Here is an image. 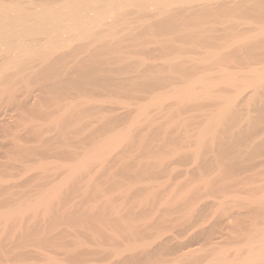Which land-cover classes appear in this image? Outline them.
<instances>
[{"label":"bare ground","instance_id":"6f19581e","mask_svg":"<svg viewBox=\"0 0 264 264\" xmlns=\"http://www.w3.org/2000/svg\"><path fill=\"white\" fill-rule=\"evenodd\" d=\"M238 60L246 65L231 69L224 64ZM74 73L78 80L70 77ZM222 86L232 91L217 89ZM34 91L54 97L52 106L40 113L47 117L43 124L23 111L22 103ZM69 91L78 97H70ZM79 91H90L91 101L83 95L81 99ZM92 91L151 93L149 106H159L169 96L182 104L205 98L217 104L209 103L207 110L208 104L192 105V110L202 111L203 123L196 133L182 131L193 137L188 146L161 141L160 150L150 145L153 150L140 153L149 134L142 129L136 133L139 126H133L143 125L145 115L146 121L158 120L147 114L148 106L133 110L131 125L124 122L126 130L118 129L116 122L129 120L131 113L120 114L132 109V95H118L116 107L110 99L112 108L99 110L97 104L110 100H100ZM94 100L99 103L89 107ZM84 104L92 111L82 114ZM253 107L257 115L264 113V0H0V146L10 145L7 158L23 156L0 162V264H264V117L259 122L253 112L254 118ZM107 116L114 127L100 138L91 126L110 123ZM7 117L15 120L14 127ZM194 117L192 113L185 122ZM87 131L90 135L81 144L90 139L92 148L72 150L71 135ZM137 136L143 145L139 148L132 142ZM30 139L41 143L37 149L54 141L67 143L73 160H80L65 167L62 178L52 176L48 163L40 162L39 180L36 185L27 181L34 188L25 194L20 187L26 181L20 184L16 175L36 169L27 163L35 151ZM118 145L126 147L114 154ZM220 155L233 167L232 186L228 179L233 191L228 195L226 184L225 195L217 191L223 196L208 190L212 175L224 166ZM130 167L135 174L153 173L144 181L138 175L141 181L133 180L126 189L121 185L127 180L115 186L118 195L103 188L100 171L105 168L112 177L121 168L132 172ZM178 170L201 177L182 191L178 182L162 188L166 184L160 178L165 174L170 179ZM2 171L10 172V178ZM252 181L261 191L254 192L258 187ZM249 183L254 189L247 191ZM235 210L252 215L254 228L230 247L227 242L233 237L225 235L223 220L231 224Z\"/></svg>","mask_w":264,"mask_h":264},{"label":"rangeland","instance_id":"374dc122","mask_svg":"<svg viewBox=\"0 0 264 264\" xmlns=\"http://www.w3.org/2000/svg\"><path fill=\"white\" fill-rule=\"evenodd\" d=\"M246 65L245 64V62L244 61H242V62H240V60H238V62L237 61H234V62H232V61H229V62H225L224 64H226L227 66H229V67H231V69H233V67H235V66H238V65ZM211 64V63H210ZM238 64V65H237ZM232 65V66H231ZM261 66V65H260ZM73 75H75V76H73ZM77 75L78 74H71V76L70 77H74L75 78V80H78V77H77ZM76 77H77V79H76ZM73 78V79H74ZM72 79V78H71ZM174 82H178V81H180V79H175V80H173ZM70 86H71V84H69ZM70 86H67V87H69V90H70ZM90 86V85H89ZM213 89H215L216 90V88H213ZM218 90H222V89H224L225 91H227V89H228V91L229 92H231L230 91V89L229 88H226V87H219V88H217ZM223 90V91H224ZM217 91V90H216ZM70 92V91H69ZM73 92V93H72ZM72 92H70V94H69V96L71 97H74V96H76V97H78L76 94H75V91H72ZM80 92V94L81 95H79V97L81 96V99H83L82 98V95H83V97L87 100V101H91V96L89 95L88 96V94L87 93H90V91H79ZM86 92V93H85ZM104 92H106V93H103V91H92L91 93H93V94H95V96L96 97H98L100 100H101V98H105V100L107 101V100H110V99H113V102H112V100H110V101H107V102H105V103H103V104H100L99 103V101L97 100V102L99 103V104H97V102L94 100V102H92V104H90V102L88 103L89 104V107H93L94 108V106L97 104V106L99 107V110H103L102 108H104V109H106V108H112V107H110V106H112L111 104L112 103H114V107H116L117 106V104L115 103V101L116 100H119L118 99V95H120V97H124V98H128V97H131V95H132V97L131 98H133L134 100H133V102L130 104V108H132L131 110H132V112H131V110H129V112L127 111V113L126 112H124V113H121L120 115L122 116H124V114H128V113H131V114H129L130 115V117H129V115H127L128 116V118H129V120H127V118H126V120H123L122 122H114L113 120H112V117L111 116H109L111 119H109V117L106 119V120H110V123H106L105 121L104 122H102V121H99V122H94L93 123V125L91 126V127H93L94 128V130H96L97 129V133L99 132L100 134H98L99 135V137L100 138H102V137H104L105 135L107 136L109 133L108 132H110V129L112 128V127H114V124H113V122L115 123V126L118 124V129H122V130H126V128L125 127H123L124 126V122H125V126L126 127H128V126H130L131 125V120H130V118H132V119H134V117L135 116H132V115H136L135 114V112H133V110H136L140 105H143V104H146L148 107H147V111H148V113L147 114H150V116H152V117H155L156 119H158L157 120V122H153V121H146L145 119H146V117H148V115H145L144 116V118H143V116L141 117L142 119V124L143 125H141L140 126V124H136L135 126H133L134 127V129H136L138 126L140 127H138L137 128V130H135L136 131V133H138V132H141V129L145 132H147L148 134H149V136H146L147 138H148V142L146 141V146H143L142 144H141V142L139 141L140 140V138H138V136L136 137V140H134V141H132V142H135V143H133L134 145H136V143L138 144V145H136V146H138V148H139V143L143 146V147H141V149H140V153H141V151H148L149 149H152L153 150V148L151 147V146H154V148H156V147H158V148H156L157 149V151L158 150H160L161 149V147H163L164 145L165 146H174V144H175V146H177V147H181V146H188V144H190L189 142H191L192 141V139H193V137H192V139H190V138H188L187 136L188 135H183L182 133L184 132L183 130L184 129H190V131H192V133L191 134H193L194 132L196 133V132H198L199 130H198V128H199V126H200V124L202 125V123H203V119H201V117H200V113H202V111H196V110H192L193 109V107L195 106V105H197V104H200L201 103V105L202 104H208V108H207V106H205L206 108H204V109H209L210 108V105L211 104H209V103H212V104H217L216 102H213L214 100H210L209 101V99H208V101L207 100H205V99H202L203 101H201L200 99L199 100H192V102H189V103H185V104H182L180 101H176V98L174 97V96H169L168 98L166 97V99L164 98V100L161 102V100L159 101V104L160 105H162V106H160L159 104V106H157V105H152V104H150V106L148 105V103H149V100H150V95H151V93H147V92H145L143 95L141 94H139L140 92H136V94H135V91L134 92H131V91H126V93H125V91H121L120 93L118 92V91H115V93H114V91L112 92V91H104ZM111 92H112V95L113 94H115V95H113V97L112 98H110V96L109 95H111ZM117 92V93H116ZM157 92V91H156ZM165 93V92H174V91H159L158 93ZM46 93H47V95H46ZM85 93V94H84ZM119 93V94H118ZM122 93V94H121ZM138 93V94H137ZM39 94V95H38ZM51 94L52 93H50L49 94V92H40V91H34L33 93H31V95L24 101V105H23V103H22V106H23V108L25 107V110H23V111H25L26 113H28V114H26L27 115V117L29 116V118H36L35 120H36V122H39V120H41L40 121V123H45V122H47V121H44V119L46 118L47 119V117H42V115H40V113H41V111H44L45 109H49L52 105L51 104H53V99H54V97H52L51 96ZM72 94V95H71ZM74 94V95H73ZM109 94V95H108ZM35 95V96H34ZM41 95V96H40ZM53 95V94H52ZM98 95V96H97ZM111 95V96H112ZM117 95V96H116ZM122 95V96H121ZM109 96V97H108ZM127 96V97H126ZM136 98H135V97ZM36 97V98H35ZM47 97V99L46 100H44V98H46ZM117 99H116V98ZM49 98V99H48ZM90 98V99H89ZM109 98V99H108ZM29 99V100H28ZM35 101H34V100ZM41 99V100H40ZM50 99L52 100V101H50ZM89 99V100H88ZM136 99V100H135ZM37 100V101H36ZM93 100V99H92ZM34 101V102H33ZM41 101V102H40ZM43 101H45V102H47V103H44ZM201 101V102H200ZM26 102V103H25ZM52 102V103H51ZM96 102V103H95ZM112 102V103H111ZM151 102V101H150ZM31 103V104H30ZM33 103H35L34 105H33ZM40 103V104H39ZM50 103V104H49ZM162 103V104H161ZM43 104V105H42ZM47 104H49V105H47ZM88 104H86V106H85V104L83 105V108H82V114L84 113L83 112V110L84 109H86L87 110V112H91L92 110H89L90 108L89 107H87V105ZM93 104H95V105H93ZM176 104H178V105H176ZM31 105V106H30ZM90 105H93V106H90ZM110 105V106H109ZM128 105V103L127 104H125V106H127ZM187 105V106H186ZM192 105H194V106H192ZM35 106V107H34ZM44 106H46V108L43 110V108H44ZM48 106H49V108H48ZM96 106V107H97ZM100 106H101V108H100ZM121 106V105H120ZM176 106V107H175ZM192 106V107H191ZM26 107H27V109H26ZM39 107V108H38ZM98 107H97V109H98ZM175 107V108H174ZM183 107V108H182ZM256 107V106H255ZM255 107H253V110H252V112H251V115L254 117V118H259V119H257L258 121L260 120H262L263 119V117H264V113H259L258 115H257V113H258V110L257 109H255ZM42 108V110H40L39 111V109H41ZM88 108V109H87ZM159 108H162V109H159ZM33 109V110H32ZM35 109V110H34ZM96 109V110H97ZM168 109V110H167ZM203 109V108H202ZM255 109V110H254ZM27 110H28V112H27ZM89 110V111H88ZM165 110V111H164ZM182 110H183V112H182ZM190 110V111H189ZM198 110H201V109H198ZM162 111V112H161ZM173 111V112H172ZM30 112V113H29ZM32 112V113H31ZM86 112V111H85ZM103 112V111H102ZM118 112H120V111H118ZM166 112L167 113H169V116L166 114ZM189 112V113H188ZM196 112H199V118L197 117V114H196ZM254 112V113H253ZM108 112H106V114H107ZM133 113V114H132ZM161 113V114H160ZM193 113V115H195V117L193 118V119H188L186 122H185V120H186V118H188V117H190L191 116V114ZM229 113V112H228ZM254 115H256V116H254ZM30 114V115H29ZM36 114H37V116H38V114H39V116H38V118L36 117ZM42 114V113H41ZM86 115H87V113H85ZM90 114V113H89ZM105 114V113H104ZM159 114L160 115H163V116H159ZM164 114L167 116V118L169 119H167L166 118V116H164ZM174 114V115H173ZM190 116H189V115ZM261 114H263V115H261ZM103 115V114H102ZM107 115H110L109 113L107 114ZM112 115V114H111ZM32 116V117H31ZM40 116H41V118H40ZM106 116V115H105ZM121 116H119V117H121ZM132 116V117H131ZM173 118H172V117ZM261 116H262V118H261ZM8 118V117H7ZM5 119V121L8 123V124H10V123H13V125L12 124H10V126H12V127H14V122H15V120L13 119V118H8V119ZM40 118V119H39ZM176 118V119H175ZM178 118V119H177ZM12 121V122H10V120ZM14 121H13V120ZM38 119V120H37ZM88 119V118H87ZM86 119V120H87ZM90 119V118H89ZM88 119V120H89ZM93 120H96V118H92ZM114 119V118H113ZM122 119V118H121ZM171 119H175V120H178V121H176V123L174 122V124L175 125H173V127L172 126H170V120ZM8 120H9V122H8ZM42 120H43V122H42ZM144 120V121H143ZM194 120V121H193ZM256 120V121H257ZM112 121V122H111ZM165 121H167V122H169V124L167 123V122H165ZM255 121V122H256ZM257 121V122H258ZM259 121V122H260ZM144 122H146L145 124H144ZM153 122V123H152ZM105 123H106V125H105ZM111 124H113V125H111ZM121 124V125H120ZM104 125H105V127H104ZM146 125V126H145ZM137 126V127H136ZM144 126V127H143ZM153 127V128H151V127ZM193 126V127H192ZM111 127V128H110ZM136 127V128H135ZM170 127H172V128H170ZM123 128H125V129H123ZM145 128V129H144ZM169 128V129H168ZM181 128V129H180ZM90 129V128H89ZM101 129V130H100ZM133 129V130H134ZM139 129H140V131H139ZM159 129V130H158ZM171 129H173V130H171ZM90 130H92V129H90ZM109 130V131H108ZM197 130V131H196ZM104 131L106 132V133H104ZM167 131V132H166ZM172 131V132H171ZM183 131V132H182ZM167 135L166 137H164V133ZM177 132V133H176ZM181 132V133H180ZM0 133L1 134H3L2 133V131H0ZM82 133H84V134H82ZM82 133H80V137L78 136L77 137V135L74 137L73 135H71V137L68 139V140H70L69 142L71 143V141H72V143H75V144H71L72 145V147L71 148H73L72 150H74V149H77V150H80V151H83V148L84 149H87V147L88 148H92V146L90 147V145H92L91 143V140L89 139L87 142L85 141V142H83L82 141V143H84V144H81V140H83V139H86V137H88V135H90L89 133H90V131H87V134H86V132H82ZM103 133V134H102ZM108 133V134H107ZM163 133V134H162ZM180 133V134H179ZM111 134V133H110ZM155 134V135H154ZM169 134V135H168ZM84 135V136H83ZM103 135V136H102ZM33 136V135H32ZM70 136V135H69ZM154 136V137H153ZM173 136V137H172ZM181 136V137H180ZM184 136V137H183ZM192 136V135H191ZM31 137V136H30ZM73 137V139H71ZM157 137V138H156ZM169 137V138H168ZM25 140L26 139H29L28 137H27V135H25V137H23ZM75 138V139H74ZM153 138V139H152ZM163 138V139H162ZM166 138V139H165ZM182 138H183V141H182ZM186 138H188L189 139V141L188 140H185ZM80 140V142H78L77 143V141L78 140ZM138 139V140H137ZM159 139H160V141H159ZM165 139V140H164ZM167 139H169V140H167ZM177 139V140H176ZM194 139H196V138H194ZM54 140H56V139H54ZM98 140H100V139H98ZM172 140V141H171ZM74 141V142H73ZM89 141H90V144H89ZM142 141V140H141ZM149 141H150V143H149ZM154 141V142H153ZM162 141V143L161 144H164V145H161L160 144V142ZM165 141V142H164ZM170 141V142H169ZM175 141H176V143H175ZM24 142V141H23ZM68 142V143H69ZM167 142H169V143H167ZM193 142V141H192ZM191 142V143H192ZM195 142V141H194ZM52 143H54L55 145L57 144V141L55 142H52ZM50 144V143H47L46 145H45V147L46 148H41V149H37V147L39 146L40 147V145H41V143H39V142H34V141H32V139H30L29 140V145L30 146H32L33 147V153H34V156H32L31 158H30V161H28L27 163L29 164H31V165H33V167L34 168H36V169H33L32 171H30V173H28V174H25V175H23V176H21V175H16V177H17V179L20 181L19 183L21 184V183H23L22 181H26L25 182V184H24V186H22V187H20V191L22 192V193H29L33 188H34V186H31L30 187V185L29 184H26L27 183V181L29 182V180L31 181L30 182V184H33V185H36L37 184V180H39V175H40V172L42 171V169H40L39 167H38V164H40V162L41 163H43V162H45V164H47L48 163V168H50V170H49V172L51 171V175L52 176H56V177H58V178H62V177H64L65 176V174L67 175V173L65 172L66 171V168L65 167H67V169H69V167L68 166H70V164L71 165H73V164H75V163H77V160H80V159H77V160H73V158L71 157V154H69L68 153V151L71 149V148H69L70 147V145L68 146V144L66 143V145H65V143L64 142H62V143H60L59 145L57 144L56 146H63L64 145V147H62V148H60V150H59V148H56V146L54 145V144ZM86 143V144H85ZM174 143V144H173ZM178 143V144H177ZM51 145V149L49 148L50 147V145ZM63 144V145H62ZM88 144V145H87ZM154 144V145H153ZM168 144V145H167ZM172 144V145H171ZM5 145H7V146H5V147H2V150H4L5 149V151L3 152L2 150H1V146H0V162H2V163H7V161L9 160V161H14L13 159L16 157L15 156V154H14V158L12 159V158H9L10 157V155H9V157L7 158V156H8V154H9V152H7L8 150H10V145L9 144H5ZM48 145V146H47ZM73 145L76 147H73ZM80 147H79V146ZM151 145V146H150ZM161 145V146H160ZM147 146H150V147H147ZM160 146V147H159ZM54 147H55V149H54ZM117 147H119V148H117ZM117 147H115V150H113V151H116V152H114V154H118L119 153V151H121V150H123L125 147H126V145H118ZM48 148H49V150H48ZM67 148V149H66ZM69 148V149H68ZM116 148H117V150H116ZM145 148H146V150H145ZM8 149V150H7ZM37 149V150H36ZM59 151H58V150ZM163 149V148H162ZM165 150H167L168 148L166 147V148H164ZM42 152H41V151ZM66 151V152H65ZM5 152H7V153H5ZM38 153V154H37ZM39 153H40V155H39ZM113 154V155H114ZM68 155V156H67ZM20 157H23L22 155L20 156ZM20 157H17V158H15V159H19ZM70 157V158H69ZM223 157V156H222ZM221 157V155H220V160L222 161H224L225 159L224 158H222ZM26 158V157H25ZM78 158H79V155H78ZM11 159V160H10ZM22 159H24V158H22ZM75 159V158H74ZM2 160V161H1ZM26 160H29L28 158L26 159ZM76 161V162H75ZM129 161V160H128ZM131 162H132V159L130 160ZM222 161V164L225 166H223L224 167V169H223V167H222V169L219 171V172H217L216 174H213L212 176L213 177H211L212 179H210L211 181H210V184H208V190H210V191H212V190H215L216 192L217 191H222V192H224V186H226V184H228L231 180V186H232V183L234 182L233 181V179H232V177H233V175L231 176V171H233L232 169H233V167H230L228 164H227V162L225 163V162H223ZM98 162H100V161H98ZM101 163H99L98 165H100ZM97 165V166H98ZM36 166V167H35ZM50 166V167H49ZM54 166H55V169H54ZM57 166V167H56ZM132 166H134V165H132ZM100 167V166H99ZM227 167V168H226ZM133 167H130V169H132ZM182 168V167H181ZM180 168V169H181ZM231 168V169H230ZM57 169V170H56ZM96 169H99L98 167L97 168H94L93 169V171L94 170H96ZM122 169V168H121ZM121 169H119L118 171L119 172H117L116 171V174H113V176L112 177H108V174H107V172H106V169L104 168L102 171H100L98 174H99V176L100 177H102V175H104L103 176V178H101V183H102V185L104 186L103 188L104 189H106L107 190V188H109L108 189V191L110 190H114V191H116V188H115V186L117 187L118 185V187H120V184H123V183H126L125 184V187H124V184L123 185H121V186H123V188L124 189H126V187H128V185L127 184H130V183H132L133 182V180H134V183H138V182H140L141 181V178H143L142 179V181H144L147 177H149L150 175H151V173H153V172H151V171H149V172H146V173H143V174H141L140 173V175H139V172L137 173V170H136V174H135V170L134 169H132V172H131V170H129V172L127 171V169L126 170H124V171H120ZM155 169H156V167H155ZM179 169V170H180ZM229 171L230 170V172L228 173L227 172V170ZM100 170V169H99ZM134 170V171H133ZM178 170V171H179ZM224 170V171H223ZM1 171V170H0ZM13 171H16L17 172V170L16 169H14ZM178 171H176L175 173H173V179L172 178H170V179H168V177L167 176H164L163 175V177H161V176H159V177H161L160 179V181H162L163 183H165L166 185H165V187H162V188H164V189H170L169 187H171V186H175V184L177 185L178 183V186L179 187H181V188H179V187H177V189L179 190V191H182V190H184L185 189V187L187 186V184H188V186L187 187H189V185L190 186H192L193 184H195L200 178L199 177H201V175L199 174V173H197L196 172V175H195V173H192L191 175L189 174L188 175V177H187V175L186 174H184L182 171H179V172H181V173H179ZM3 172H8V171H2V173ZM106 172V173H105ZM121 172H125L124 174H121ZM131 172V173H130ZM9 173L10 172H8V173H6L5 175H7L6 176V178L7 177H9ZM128 173V174H127ZM220 173V174H219ZM11 174V173H10ZM84 174V173H83ZM150 174V175H149ZM178 174H180V175H178ZM194 174V175H193ZM2 175V176H1ZM61 175V176H60ZM63 175V176H62ZM86 175V174H85ZM123 175V176H122ZM136 177H135V176ZM141 177V178H139V179H137V177H139V176ZM144 175H146L145 177H144ZM148 175V176H147ZM222 175V176H221ZM255 175H257V174H255ZM51 176V177H52ZM82 176V175H81ZM134 176V178H132ZM184 176V177H183ZM231 177V180L229 181L228 179H230V177ZM259 178L258 179H261V177H262V175L260 174V176L259 175H257ZM264 176V175H263ZM0 177H3V174H1L0 173ZM15 177V178H16ZM56 177H54V178H56ZM100 177H99V180H100ZM114 177V178H113ZM124 177V178H123ZM10 178V177H9ZM14 178V177H13ZM21 178V179H20ZM53 178V177H52ZM108 178V180L109 181H107V180H105V179H107ZM116 178V179H115ZM128 178V179H127ZM131 178H132V180H131ZM145 178V179H144ZM151 178V177H150ZM226 178V179H225ZM264 177H262V179H263ZM16 179V180H17ZM113 181H111V180ZM165 179V180H164ZM216 179V180H215ZM222 179V180H221ZM224 179V180H223ZM253 181H254V179H256L255 178V176H253ZM13 180H15V179H13ZM127 180V181H126ZM128 180L130 181V182H128ZM138 182H137V181ZM176 180V181H175ZM179 180H181V181H179ZM227 182H226V181ZM257 180V179H256ZM105 181V182H104ZM123 181V182H122ZM126 181V182H125ZM185 181V182H184ZM191 181V182H190ZM252 181V183H253V186L254 187H258L259 185H260V187H262L261 186V180H257V181H260V182H257V184L256 183H254ZM104 182V183H103ZM178 182V183H177ZM224 182H226L225 184H224ZM100 183V184H101ZM118 183V184H117ZM216 183V184H215ZM251 183V184H252ZM143 184V183H142ZM170 184V185H169ZM174 184V185H173ZM181 184V185H180ZM224 184V185H223ZM247 184V183H246ZM246 184H243V189H245V187H244V185H246ZM258 185V186H256V185ZM262 184H263V182H262ZM101 185V186H102ZM127 185V186H126ZM211 185V186H210ZM221 185H222V188H221ZM249 185H250V183H249ZM249 185H247V186H249ZM114 186V188H111V187H113ZM143 186V185H142ZM142 186H140V187H142ZM197 186V185H196ZM231 186H229V184H228V186L227 187H225V190L227 191V194L229 193V191H230V194H231V190L233 191V189H231L230 187ZM105 187H107V188H105ZM117 187V188H118ZM184 187V188H183ZM211 189H210V188ZM215 187V188H214ZM250 187V189H248L247 187V191L249 190H251L253 187H252V185H250L249 186ZM260 187H258L257 189L255 188H253L254 189V192L256 191L257 193L259 192V191H261L260 189ZM214 188V189H213ZM230 188V189H229ZM239 188L240 187H238V189L237 190H239ZM241 188V189H242ZM263 188V187H262ZM217 189V190H216ZM220 189V190H219ZM222 189V190H221ZM119 189H117V191H116V194H117V192L119 193V191H118ZM111 191V192H112ZM113 191V192H114ZM215 191H213L214 193H215ZM185 192V191H184ZM222 192H221V194L220 193H216V194H219L220 196L222 195ZM125 193H123V194H121L122 196L124 195ZM226 193L224 192V195H225ZM91 195V194H90ZM118 195V194H117ZM229 195V194H228ZM223 196V195H222ZM178 201H181V199L180 200H178ZM244 210H241V212H239V210L237 211V210H235L232 214H234L233 216H234V219H236V220H234V219H232V221H236L235 222V224H233L232 223V221H231V224L230 223H228V219L226 220L225 219V217H224V220H223V218L221 217L220 219L221 220H223V222H225V223H223V225L224 226H226L227 228H226V230H225V235L226 236H232L233 238L231 239V240H229L227 243H229L227 246H230V247H233L234 245H232L233 243H237V240H238V244H240L241 242L239 241L240 239L243 241L249 234H251L252 232V230L253 229H250V228H254L253 227V223H254V221H253V223H252V220L254 219V218H252V215L251 216H249V214L247 215L246 214V212H245V214H244V212H243ZM237 212V213H236ZM239 212V213H238ZM241 213H243V214H241ZM241 214V215H240ZM236 215V216H235ZM237 216H239V217H237ZM249 216V217H248ZM248 217V218H247ZM252 219V220H251ZM246 221V222H245ZM227 222V223H226ZM249 222V223H248ZM226 224H228V225H226ZM233 225H234V228H233ZM251 225V226H250ZM237 226H239V227H237ZM242 226H243V228H242ZM3 227V226H2ZM245 227V228H244ZM249 227V228H248ZM0 229H1V226H0ZM236 229V230H235ZM246 229H248V231L246 230ZM239 232V233H238ZM248 232V233H247ZM245 233V234H244ZM244 234V235H243ZM236 235H237V238H236ZM238 235H240L239 237H241V238H239L238 237ZM243 235V236H242ZM245 235H247V236H245ZM225 236V237H226ZM243 237V238H242ZM234 238H236V240L234 239ZM234 239V240H233ZM230 241H233V242H230ZM227 243H224V244H227ZM237 244V245H238ZM197 245H199V244H197ZM236 245V244H235ZM226 245H224L223 247H225ZM226 248H228V247H226ZM55 248H53V250H54Z\"/></svg>","mask_w":264,"mask_h":264}]
</instances>
